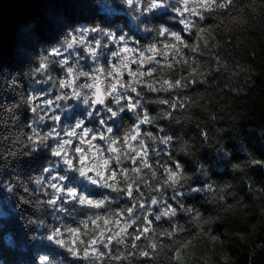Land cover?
<instances>
[{
    "label": "clouds",
    "instance_id": "clouds-1",
    "mask_svg": "<svg viewBox=\"0 0 264 264\" xmlns=\"http://www.w3.org/2000/svg\"><path fill=\"white\" fill-rule=\"evenodd\" d=\"M85 2L0 65V264H241L216 246L264 205V164L223 93L255 86L236 52L264 0Z\"/></svg>",
    "mask_w": 264,
    "mask_h": 264
},
{
    "label": "trees",
    "instance_id": "trees-1",
    "mask_svg": "<svg viewBox=\"0 0 264 264\" xmlns=\"http://www.w3.org/2000/svg\"><path fill=\"white\" fill-rule=\"evenodd\" d=\"M88 9L85 0H1L0 65L8 69L21 68L28 61L25 50L28 48L34 50L29 33L35 34L41 41L54 40L60 30L61 19L67 21L85 19ZM33 21L35 25L29 33L22 30V27H27ZM248 39L252 41L249 48L244 51L237 50L236 58L243 59L251 68V73L242 75L240 79L254 82L255 86L245 85L246 95L243 91L239 96L236 95L237 89L234 88L232 92L225 91L223 96L233 102V107L229 108L233 115L229 119L248 121L249 131L246 132V136L261 156L256 157L252 163L259 160L264 164V150L260 149L255 132L264 131V40L259 39L258 35H251ZM252 51L256 52L255 59L248 55ZM220 87L226 85L222 83ZM216 91L218 89L213 90ZM248 215L250 218L243 226L232 224L229 218L226 243L231 247L217 245L216 250L218 254L227 255L229 260L235 261L240 258L241 264H264V252L258 253L255 259H249L251 248L257 244H264V205L254 206ZM240 236L245 238L242 242L239 240Z\"/></svg>",
    "mask_w": 264,
    "mask_h": 264
},
{
    "label": "water",
    "instance_id": "water-1",
    "mask_svg": "<svg viewBox=\"0 0 264 264\" xmlns=\"http://www.w3.org/2000/svg\"><path fill=\"white\" fill-rule=\"evenodd\" d=\"M1 1V0H0Z\"/></svg>",
    "mask_w": 264,
    "mask_h": 264
}]
</instances>
